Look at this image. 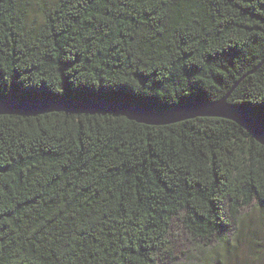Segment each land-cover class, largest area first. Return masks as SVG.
<instances>
[{
    "label": "trees",
    "instance_id": "obj_1",
    "mask_svg": "<svg viewBox=\"0 0 264 264\" xmlns=\"http://www.w3.org/2000/svg\"><path fill=\"white\" fill-rule=\"evenodd\" d=\"M32 2L0 0V100L228 95L264 124V0H55L30 24ZM251 209L264 146L231 120L0 115V264H235Z\"/></svg>",
    "mask_w": 264,
    "mask_h": 264
},
{
    "label": "water",
    "instance_id": "obj_2",
    "mask_svg": "<svg viewBox=\"0 0 264 264\" xmlns=\"http://www.w3.org/2000/svg\"><path fill=\"white\" fill-rule=\"evenodd\" d=\"M227 99L228 95L218 101L194 102L171 110L147 109L123 101L0 100V115L33 116L53 112L113 114L125 116L146 125H168L197 117H216L237 123L264 146V124L252 114L229 103Z\"/></svg>",
    "mask_w": 264,
    "mask_h": 264
},
{
    "label": "rangeland",
    "instance_id": "obj_3",
    "mask_svg": "<svg viewBox=\"0 0 264 264\" xmlns=\"http://www.w3.org/2000/svg\"><path fill=\"white\" fill-rule=\"evenodd\" d=\"M32 4L28 9V22L30 24L40 23L42 21V9L50 4H53L55 0H32ZM264 221V215L259 214V212L251 209L248 210V216L244 219L241 224V228L237 231L236 235H233V245L238 247V259L235 264H264V228L262 227V222ZM179 231V227L175 226V232ZM178 234V233H177ZM250 239L259 242L258 248L261 250L262 257H257L251 255L248 251L247 244ZM175 242L177 249L175 255H177L178 262L184 263V258L180 254L181 252V242L179 238ZM253 254V253H252ZM257 257V259H256Z\"/></svg>",
    "mask_w": 264,
    "mask_h": 264
}]
</instances>
